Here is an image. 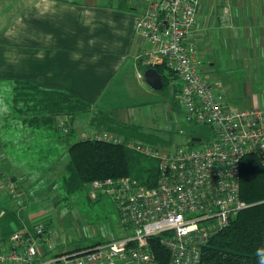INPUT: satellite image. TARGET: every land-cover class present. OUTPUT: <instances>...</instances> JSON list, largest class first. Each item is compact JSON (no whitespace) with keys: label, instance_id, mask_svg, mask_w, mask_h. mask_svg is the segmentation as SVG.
Masks as SVG:
<instances>
[{"label":"built area","instance_id":"obj_1","mask_svg":"<svg viewBox=\"0 0 264 264\" xmlns=\"http://www.w3.org/2000/svg\"><path fill=\"white\" fill-rule=\"evenodd\" d=\"M136 1L147 5L136 23L148 46L145 69L164 66L173 73L182 122L209 127L212 139L188 135L186 144L172 146L125 140L107 131L81 133V140L123 145L154 160L155 183L147 186L127 176L86 185L91 200L102 195L115 206L121 230L117 238L47 257L52 230L34 220L14 230L7 244L0 241V264H161L152 252V237L165 250L166 264H199L209 240L248 207L240 198V164L244 156L254 155L264 169V107L230 110L220 82H208L201 74L192 39L200 0ZM57 126L61 135L68 133L64 118ZM23 181L20 176L6 183L16 209L24 205L18 187Z\"/></svg>","mask_w":264,"mask_h":264},{"label":"crops","instance_id":"obj_2","mask_svg":"<svg viewBox=\"0 0 264 264\" xmlns=\"http://www.w3.org/2000/svg\"><path fill=\"white\" fill-rule=\"evenodd\" d=\"M254 1L200 0L196 9L192 39L198 58H205L201 62L208 82L221 78L218 80L222 85L234 88L232 92L221 88L230 110L264 107L259 90V96L252 93L250 102L242 96L244 85L262 84L264 77V16L258 20L254 9H246L247 3ZM226 6L230 8L228 13L224 11ZM146 10L147 5L136 0H0V148L3 110L10 108L12 86L17 80L75 94L88 101L94 111L110 113L123 121L115 115L119 108L110 102L131 92L126 86L146 95L138 75L146 68L148 46L136 30L137 19ZM165 76L166 85L159 91L171 85L167 110L176 109L177 113L180 107L176 79L170 74ZM85 124V130L74 132L80 135L91 131ZM29 160L27 155L24 160L12 158L7 171L24 177ZM7 181L0 182V238L5 240L14 229L33 220L27 218L26 208L19 212L12 209L5 189ZM25 184L31 189L29 194L24 190L25 196L38 202L46 199L47 190L54 191L55 185L53 179L41 184L30 177ZM58 219L62 225L61 216ZM74 242L57 252L52 249L47 257L89 247Z\"/></svg>","mask_w":264,"mask_h":264},{"label":"trees","instance_id":"obj_3","mask_svg":"<svg viewBox=\"0 0 264 264\" xmlns=\"http://www.w3.org/2000/svg\"><path fill=\"white\" fill-rule=\"evenodd\" d=\"M164 70H167L164 66H157L158 73L163 77V88L167 82ZM167 72L174 76L170 71ZM12 87L14 93L11 94V105L3 110L4 124L1 123V127L10 124L19 126L21 131L39 130L44 133L45 138H49L51 132L59 131L57 121L64 118L69 127L66 138L75 136L64 151L67 163L60 172L56 170L54 159L46 164L41 150H34L27 155L30 165L26 174H23L25 179H41L38 174L47 170L45 174H55L57 178L53 179L54 191L60 196L57 202L61 203L63 198L70 196L74 198L77 194V197L86 199L87 211L90 207L94 209L95 205L103 207L107 199L100 195L91 200L85 192L86 185L94 180L132 176L130 174L137 160V155L123 145L81 140L73 129L76 120L84 119L92 130L107 131L125 140L135 138L133 141L154 145L171 143L169 131L164 134L167 137L162 138L155 133L141 134L138 126L127 125L110 113L94 111L88 101L75 94L45 90L22 80H17ZM146 172L152 174L148 178L139 175L134 177L142 184L152 186L156 179L155 168ZM240 198L248 207L240 211L227 228L209 240L203 248L199 264H257L258 253H264V169L254 155H246L241 160ZM93 217L97 220L102 218L98 212ZM149 242L159 263L166 264V252L160 247L158 239L152 237ZM99 243L101 242L93 243L89 247Z\"/></svg>","mask_w":264,"mask_h":264},{"label":"rangeland","instance_id":"obj_4","mask_svg":"<svg viewBox=\"0 0 264 264\" xmlns=\"http://www.w3.org/2000/svg\"><path fill=\"white\" fill-rule=\"evenodd\" d=\"M246 9L249 10V12L251 11V9H254V17L262 21V18L264 16V0H255L253 3H247ZM198 57L199 53L197 50L196 59L200 63L199 66L201 69V74L205 77L206 73L203 67L204 65L201 62L202 59L203 61H205V58L200 59ZM164 74L168 75L167 70H164ZM218 79L221 78H215V80L219 82L220 80ZM139 84L141 85L140 87L143 92L146 94L145 96L140 95L139 92L134 89V87L126 86L131 90V92H129L123 98L119 97L116 102L115 100H113V102H110L112 103L110 105L119 108V110L115 112V115L117 117L120 116L121 118H123L122 122L126 123L127 125L133 124L135 126H138L139 132L141 134L149 135L155 133L158 134L160 138L167 137L164 134L166 133V131L170 130V145L172 146L180 145L182 143L186 144L187 136L191 134H196L202 137L203 141L212 139L213 134L209 127L201 125H187L182 122V116L179 110L177 113L175 111L176 109L172 111L167 110L169 98H171L172 96L170 84L166 86V88L162 91H154L145 84ZM220 84L223 90L228 91L229 89L230 92H232L234 89L228 84L222 85L221 82ZM244 87L245 88L242 89V96L249 102L251 101V97H253V94L259 96L257 90H259L264 96V77L262 84L255 83L254 86V84L250 83V85H244ZM1 88L2 87H0V90ZM234 94L235 96L239 97V94ZM238 100L245 103L244 99ZM236 105V107H239L240 104ZM260 106L262 105L260 104ZM170 108L173 109L172 105H170ZM89 115L90 113L84 118ZM83 120L84 119L76 120V123L73 127L76 132L85 130L86 124ZM2 124H4V122H2ZM24 130L25 131H21L19 126H12L10 124L8 126L1 127L3 140L2 146L0 148V182L1 180H19V172L7 171V165L10 163L9 161H11L12 158L24 160L25 156L29 155L34 150H41L43 152L45 156L44 159L47 165L51 161V159H54V161L56 162V170H58L59 172L63 170L65 164L67 163L66 157H64V151L66 147H68L69 143L74 140L75 136L72 138H66V136L61 135V133L56 130L50 133L49 138H45L44 133H40L39 130ZM76 132L75 134H77ZM134 139L135 138H130L131 141H133ZM1 151L4 153V155ZM135 157L137 159L135 161V168L130 175L135 177L139 175L148 178L153 173V171L151 174H148L146 171L153 170V168L157 166V163L154 160L139 158L137 156ZM13 161L15 160H12L11 162ZM47 171L43 172V174H38L41 177V179H38L41 184H44V181L48 183V181H52V179L57 178L55 174H50V172L45 174ZM23 179L24 181L22 185H18L19 190L22 193L24 190H27L29 194L31 189H29L27 184H25V177H23ZM33 180L34 178H31V181ZM54 192L55 191L53 190H47L48 194L46 196V199L41 202H38L34 198L28 199L24 195V205L19 209L14 208L12 204V209L18 212L26 208L28 219H33L32 221L35 220L38 222L49 224L50 229L52 230L51 238L53 244V252L60 251L67 248L69 245H73L75 243V240L78 241L81 246L86 247L96 242H107L117 238L121 231L119 226L117 225V210L114 205H111V202L109 200H106L105 203H103V207L95 205L94 209L90 207L87 211V201L86 199H81V196L80 198L79 196L77 197V194H75L76 196L74 198L72 196L65 199L63 198L61 200V204L60 202H57L60 196H58ZM85 192H87V188L85 189ZM0 199H2L1 193ZM97 212L102 216V218H99L98 220L93 217ZM13 216L16 217L15 214H13ZM60 216L63 222L62 225L60 220L58 219V217ZM32 221L30 222V224H28L29 226L32 224ZM0 241L7 244L5 238H0ZM117 264L125 263L119 262Z\"/></svg>","mask_w":264,"mask_h":264},{"label":"water","instance_id":"obj_5","mask_svg":"<svg viewBox=\"0 0 264 264\" xmlns=\"http://www.w3.org/2000/svg\"><path fill=\"white\" fill-rule=\"evenodd\" d=\"M140 81L154 91H159L163 88V77L158 73L157 66L145 69L141 75ZM192 140L194 142L199 141L198 138H193Z\"/></svg>","mask_w":264,"mask_h":264},{"label":"clouds","instance_id":"obj_6","mask_svg":"<svg viewBox=\"0 0 264 264\" xmlns=\"http://www.w3.org/2000/svg\"><path fill=\"white\" fill-rule=\"evenodd\" d=\"M257 264H264V253H258Z\"/></svg>","mask_w":264,"mask_h":264}]
</instances>
